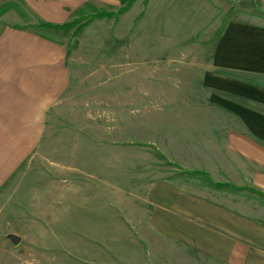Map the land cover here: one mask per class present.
<instances>
[{
  "label": "crops",
  "instance_id": "0c3cea01",
  "mask_svg": "<svg viewBox=\"0 0 264 264\" xmlns=\"http://www.w3.org/2000/svg\"><path fill=\"white\" fill-rule=\"evenodd\" d=\"M19 1L41 23L62 25L90 0ZM5 5L11 8L1 22L13 15L9 0H0V8ZM246 18L223 26L196 66L198 77L187 91L200 99L184 95L199 102L184 105L182 115L189 131L211 133L183 140L175 162L186 172L207 174L214 184L264 195V18ZM36 28L42 35L18 25L0 29V194L27 165L21 197L13 190L6 194L9 235L21 238L16 247L37 251L39 259L64 252L87 264H162L173 258L172 250H180L183 264L191 258L264 264V205L245 194L173 171L142 172L140 164L127 170L125 156L111 158L107 144L89 141L85 154L75 156L72 149L61 159L40 153L49 114L71 78L67 47L43 34L59 32ZM45 97L51 104L39 108ZM42 163L53 177L35 170ZM30 175L37 177L32 195L24 191L33 186Z\"/></svg>",
  "mask_w": 264,
  "mask_h": 264
},
{
  "label": "rangeland",
  "instance_id": "374dc122",
  "mask_svg": "<svg viewBox=\"0 0 264 264\" xmlns=\"http://www.w3.org/2000/svg\"><path fill=\"white\" fill-rule=\"evenodd\" d=\"M9 3L13 15L0 21V29L18 25L39 33L36 26L42 21L35 12L19 0ZM121 8L119 0H90L70 17L69 22H78L70 31L55 35L43 31L45 36H57L50 39L61 40L67 47L71 85L49 114L47 141L40 153L61 159L59 155H69L73 149L78 156L81 151L86 153L85 145L92 141L107 144L111 158L125 156L127 170L140 164L142 172L173 171L211 186L207 175L181 170L175 162L181 159L183 140L192 133L197 137L211 133L187 129L182 108L189 104L197 107L200 99L192 88L187 91L188 86L196 81V66L207 58L211 41L223 26L234 19L264 18V0H138L122 15L96 18L101 11L117 14ZM189 93L198 99H186L184 95ZM37 167H41L42 176L53 177L47 163L36 164L35 170ZM26 169L23 165L11 178L10 190L0 194V264H87L64 252L39 259L37 251L27 253L16 247L21 238L9 235L6 194L13 190L21 197V176ZM33 176V188H25L26 194L37 191V177ZM242 188L246 189L234 192L264 205L263 194ZM48 195L42 197L46 200ZM173 251H169L173 258L159 262L183 264L180 250ZM108 263L123 264L114 259ZM190 264L210 262L191 258Z\"/></svg>",
  "mask_w": 264,
  "mask_h": 264
},
{
  "label": "trees",
  "instance_id": "16d2710c",
  "mask_svg": "<svg viewBox=\"0 0 264 264\" xmlns=\"http://www.w3.org/2000/svg\"><path fill=\"white\" fill-rule=\"evenodd\" d=\"M119 1H120V4L122 5V8L118 10L117 14H111V13H106L104 11H101V12H99V14H97L96 18L97 19H101V18L109 19V18H112V17H114L116 15L117 16L118 15H122L123 13H125L138 0H119ZM10 8H11L10 5L2 6L0 8V16H1L2 13L6 12ZM76 25H78V22H67V23L62 24V25H52V24H48V23H40L38 26L41 27V28L54 30V31H57V32H68L71 29H73ZM219 35H220V33H218L217 37H219ZM198 173H203V172H192V174H196V175ZM205 175H207V174H205V173L201 174V176H205ZM206 178H208V177H206ZM210 185H211L210 187H213V188H224V187H227V188H229V189H231L233 191H240L242 189H246V188H240V187H235V186H231V185H221V184H213V183H210ZM249 190L250 191H254L253 189H249ZM254 192H256V191H254ZM256 193L259 194V195L261 194L259 192H256Z\"/></svg>",
  "mask_w": 264,
  "mask_h": 264
},
{
  "label": "clouds",
  "instance_id": "9594fccd",
  "mask_svg": "<svg viewBox=\"0 0 264 264\" xmlns=\"http://www.w3.org/2000/svg\"><path fill=\"white\" fill-rule=\"evenodd\" d=\"M51 102H52L51 97H45V99L41 101V104L38 107L46 108L49 104H51ZM36 119L39 120L40 116H37Z\"/></svg>",
  "mask_w": 264,
  "mask_h": 264
}]
</instances>
